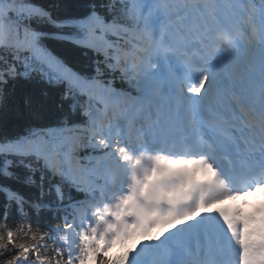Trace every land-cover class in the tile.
<instances>
[{
    "label": "snow or ice",
    "instance_id": "1",
    "mask_svg": "<svg viewBox=\"0 0 264 264\" xmlns=\"http://www.w3.org/2000/svg\"><path fill=\"white\" fill-rule=\"evenodd\" d=\"M0 264H264V0H0Z\"/></svg>",
    "mask_w": 264,
    "mask_h": 264
},
{
    "label": "trees",
    "instance_id": "2",
    "mask_svg": "<svg viewBox=\"0 0 264 264\" xmlns=\"http://www.w3.org/2000/svg\"><path fill=\"white\" fill-rule=\"evenodd\" d=\"M9 121H12L15 119V116L12 113H9L8 116L6 117Z\"/></svg>",
    "mask_w": 264,
    "mask_h": 264
}]
</instances>
